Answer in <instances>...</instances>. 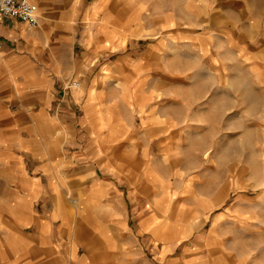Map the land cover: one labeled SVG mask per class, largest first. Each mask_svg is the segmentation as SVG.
Wrapping results in <instances>:
<instances>
[{
  "label": "crops",
  "instance_id": "0c3cea01",
  "mask_svg": "<svg viewBox=\"0 0 264 264\" xmlns=\"http://www.w3.org/2000/svg\"><path fill=\"white\" fill-rule=\"evenodd\" d=\"M31 1L38 14L35 27L0 15V264H134L135 243L137 254L150 246L164 260L173 241L170 228L163 238L154 232L164 221L156 208L132 225L128 211L134 204L125 200L127 215L120 217L121 202L112 191L123 197L124 179L97 160L92 147L116 142L134 127L136 112L155 130L176 122L156 110L159 93L170 95L180 121L186 119L187 87L170 86L171 56L158 52L166 40L153 42L149 55L113 56L128 46L130 36L141 41L145 35L144 28L129 29L123 22V0ZM79 14L96 22L81 30L74 21ZM239 49L264 84V48ZM210 58L214 68L218 60ZM104 67L109 72H102ZM195 69L196 76L209 73L203 60ZM70 78L81 86L64 89ZM157 80H166L161 91ZM147 234L141 245L138 236ZM210 235L217 239L213 246L207 235L187 250L182 263L175 262L214 264L220 242L216 231Z\"/></svg>",
  "mask_w": 264,
  "mask_h": 264
},
{
  "label": "rangeland",
  "instance_id": "374dc122",
  "mask_svg": "<svg viewBox=\"0 0 264 264\" xmlns=\"http://www.w3.org/2000/svg\"><path fill=\"white\" fill-rule=\"evenodd\" d=\"M123 7V22L129 29L144 28L145 35L141 41L130 36L128 46L113 56L149 55V46L165 39L158 52L171 56L169 84L188 90L185 120L179 119L178 103L159 93L153 101L156 110L174 116L172 125L155 130L136 112L134 127L116 142L86 145L124 179L125 195L112 191L121 202L120 217L127 215L125 201L134 204L132 213L127 208L132 225L156 208L164 221L154 232L163 238V231L171 230V250L164 260L150 246L137 254L135 243L134 264L182 263L187 250L207 235L213 246L217 239L210 233L215 231L220 243L214 264H264V84L239 49L264 48V0H123ZM74 21L81 30L96 22L83 14ZM212 56L218 60L214 68ZM202 60L209 73L196 76ZM180 66L187 69L179 73ZM164 81L157 80L158 90ZM158 215H152L154 222ZM149 238L138 236L141 245ZM200 249L203 258L209 257L203 245Z\"/></svg>",
  "mask_w": 264,
  "mask_h": 264
},
{
  "label": "built area",
  "instance_id": "2783aa9c",
  "mask_svg": "<svg viewBox=\"0 0 264 264\" xmlns=\"http://www.w3.org/2000/svg\"><path fill=\"white\" fill-rule=\"evenodd\" d=\"M0 15L15 18L35 27L38 24V14L35 4L31 0H0ZM2 43L0 42V60ZM81 86L78 78H70L65 81L64 89H73Z\"/></svg>",
  "mask_w": 264,
  "mask_h": 264
}]
</instances>
